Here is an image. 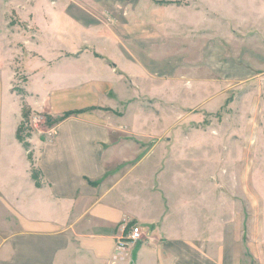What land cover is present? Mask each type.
Here are the masks:
<instances>
[{
  "label": "crops",
  "instance_id": "1",
  "mask_svg": "<svg viewBox=\"0 0 264 264\" xmlns=\"http://www.w3.org/2000/svg\"><path fill=\"white\" fill-rule=\"evenodd\" d=\"M202 1L211 9L192 12L212 15L206 22L216 29L219 14H238ZM166 9L188 12L138 3L111 25L91 10H41L38 42L22 39L23 91L15 90L12 64L17 35L0 32V210L10 216L7 225L0 217V264H264V73L254 95L262 101L259 166L241 169L232 182L219 168L220 136L184 133L188 108L216 103V80L202 75L190 99L180 94L186 73L202 66L188 69V44L163 53L170 37L188 35L171 27ZM61 28L67 40L59 39ZM237 58L225 72L250 80L252 67L242 69ZM215 95L221 103L228 94ZM24 106L51 120L29 148L17 138ZM69 111L77 112L62 119ZM134 225L142 239L127 258L116 257L117 240Z\"/></svg>",
  "mask_w": 264,
  "mask_h": 264
},
{
  "label": "rangeland",
  "instance_id": "2",
  "mask_svg": "<svg viewBox=\"0 0 264 264\" xmlns=\"http://www.w3.org/2000/svg\"><path fill=\"white\" fill-rule=\"evenodd\" d=\"M213 1L214 0L208 2ZM215 1L222 13L231 14V10L235 8L238 13L236 17H232L219 14L215 10L221 18V20H219L220 24L218 25V29H216L217 26H211L210 23H207L208 21L211 22L210 19L213 17L212 15L207 14L202 16L201 14L192 12V10L195 9L198 11H205L204 9L211 7L210 4H205L207 1L202 0H0V32L11 31L13 34L17 35L14 40L15 44H13L15 45V49L12 50L13 68L18 72L15 90L23 91L21 88V79L24 78V75L22 76L21 69L24 59L28 57V54L24 51L25 48L22 46V39L26 37L33 42H38V38L40 37L38 36V31L41 26H36L35 23L39 22L37 17L39 19L42 18L39 15L41 10L51 9L52 7L57 9L91 10L99 14L104 24L106 22L107 24L113 23L114 25L116 23L115 21H117V14L122 9H132L136 7L138 3H140V7L144 8L154 6L164 7V5H166L171 8L188 9V12L186 10L175 12V9L165 10L167 13L166 19H170L171 27L182 28L183 31L188 30V35L183 37L177 36L176 38L170 37V43L165 47L166 50L163 49V53H178L183 51L184 45L188 44V46L186 45L187 48H185L188 49L186 50L189 59V62H187L188 69H196L199 65L202 67H198V71L196 70L197 73L195 75H192L190 72L186 73V77H184L183 81L185 85L180 90V94H182L184 98L187 97L190 99L194 89L193 87H199L197 79L202 78V75L208 74L209 77L213 76L216 80L212 81L213 92H211L210 97L217 100L216 103L211 104L210 107L197 106L188 108L186 112L183 113L185 117H182L188 120V127L183 128V130L184 133L190 137H193L194 133H196V135H205V132L209 134L213 132L214 135L220 136L221 153L219 157V168L228 170L230 174L229 179L232 182H238L239 175L236 174H239L241 169L259 166V159L255 152V142L257 133L260 129V110H262V101H260V93L258 96L254 95L263 87L262 81L259 82L260 79L258 81V75L264 73V0ZM102 11H106L108 14L103 15ZM35 17L36 21L34 20ZM173 23H175L174 27ZM71 35L73 34H68V37L70 39L72 38L71 40H79L81 37L79 34L76 38ZM64 38L67 40V33L64 28H61L59 39ZM215 53H218L219 62L215 64L220 67L219 75L215 74V72H211L212 54ZM201 54L205 56L202 60L204 61L203 64L196 62L200 59ZM245 55H250L248 57L249 60ZM235 56L238 57L236 60L237 65L241 66L242 69L244 65L252 67V78L250 80L247 81L248 78L245 79L244 74L237 75L239 76L237 78V73L232 75L225 72L229 67L233 66ZM234 76H236V78H234ZM191 82L193 83L192 86H190ZM203 89L205 91L202 90L203 92L200 91L199 94L197 92V99L199 100L205 95V92H207L205 87ZM218 92H222V95L224 92L228 94L222 97L221 103H219L221 97L215 95ZM250 92H255L252 95L254 97L251 98V100H253L251 102H245L244 96ZM195 98L196 97L193 96L191 101ZM231 101H235L236 103L229 105ZM211 102L213 101L211 100ZM145 103L149 104V100H145ZM154 107L157 108V113H163L162 110L160 111V106L158 104H155ZM249 107L252 112H248ZM255 109L256 113L254 111ZM250 119H252L255 124ZM250 121L253 125L250 124ZM50 123L51 120H48L44 114L34 113L28 106H24L23 121L19 127L23 139L22 143L24 142L27 144L31 136L38 131H43L44 134ZM246 123L251 127L248 125L246 126ZM191 132H193V134H191ZM40 134L39 132V135ZM207 138L210 140L208 136ZM205 143L206 141H204V144ZM208 143H210V141ZM144 144L149 148L151 147V141H149V143L145 142ZM228 153L231 154L228 155ZM188 161L190 167L191 163L194 162V157L193 160L189 159ZM195 162L197 163L196 160ZM200 166L202 168V165H199V167ZM242 178L243 176L241 179ZM194 189H196V187H194ZM198 190L200 189L198 188ZM238 195L237 189L235 198H238ZM0 214L2 218L1 222H4V225L10 224V216H6L4 211L1 210Z\"/></svg>",
  "mask_w": 264,
  "mask_h": 264
},
{
  "label": "built area",
  "instance_id": "3",
  "mask_svg": "<svg viewBox=\"0 0 264 264\" xmlns=\"http://www.w3.org/2000/svg\"><path fill=\"white\" fill-rule=\"evenodd\" d=\"M143 237L142 227L139 225H134L131 231L124 237H121L117 240L116 243V257L122 259L127 258L131 255L132 248L140 241Z\"/></svg>",
  "mask_w": 264,
  "mask_h": 264
},
{
  "label": "trees",
  "instance_id": "4",
  "mask_svg": "<svg viewBox=\"0 0 264 264\" xmlns=\"http://www.w3.org/2000/svg\"><path fill=\"white\" fill-rule=\"evenodd\" d=\"M77 111H69V112H66L65 114H64V116L62 117V119H64V118H66V117H68V116H70L71 114H74V113H76ZM17 138L20 140V141H23V139H22V137H21V134H20V129H18V131H17ZM24 143V142H23ZM25 144V147H27L28 148V146H29V144L27 143H24ZM33 176L35 177V178H37L38 177V175H37V173L36 172H33ZM40 183V182H39Z\"/></svg>",
  "mask_w": 264,
  "mask_h": 264
}]
</instances>
